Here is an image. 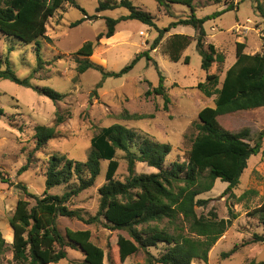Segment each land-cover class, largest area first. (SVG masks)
I'll use <instances>...</instances> for the list:
<instances>
[{"label":"rangeland","instance_id":"obj_1","mask_svg":"<svg viewBox=\"0 0 264 264\" xmlns=\"http://www.w3.org/2000/svg\"><path fill=\"white\" fill-rule=\"evenodd\" d=\"M89 16L96 19H85L84 12L65 4L47 24L46 37L42 43L43 68L38 66L34 44L24 45L6 39L0 34L1 68L10 66L19 78L31 77V83L39 87H50L65 94L62 101H54L40 95L31 88H26L7 79H0V170L8 183H0V231L7 243L13 242V230L9 224L18 200L23 196L17 183L26 185L30 192L41 195L45 190V173L48 160L53 155L65 156L68 159L85 162L91 150V139L102 128L121 124L138 133L148 135L154 141L168 143L172 150L168 155L165 167L173 162L183 163L188 160L193 139L198 131L195 124L199 121V112L214 105L215 96L207 98L196 86L205 81L206 73L202 69V57L196 49L197 33L192 26L179 25L164 34L161 43L150 51L152 43L158 36L155 28L137 20L120 22L116 30L120 32L123 42L115 43L102 38L95 45L91 60L101 65L105 71H120L142 51L149 50L151 57L159 65L165 77L164 85L170 98L168 109L162 96H146L148 82L153 87L159 85V73L153 61L142 58L136 66L121 77H107L96 70L89 69L83 74L77 73L76 51L87 41L96 42L99 33L107 29L106 18L118 19L129 14L125 8L97 12L102 0H76ZM135 5L150 12L156 18L159 28L187 17L191 9L187 6L172 5V16L160 9L155 0H132ZM229 0H195L194 10L199 18L211 16L226 8ZM263 3L264 0H259ZM238 10L225 11L219 16H212L204 24L207 33L206 43H212L219 52L226 56L225 64L213 65L212 72L224 80L226 71L236 60V43L244 42L247 54L262 51L263 18L255 10V0H235ZM160 10V11H159ZM85 19V20H84ZM84 20L80 25L72 24ZM143 32L140 33V31ZM180 33L189 36L190 45L182 52L181 59L174 62L169 58L172 35ZM149 44H146L148 43ZM189 62H185V58ZM9 61V63H7ZM9 64V65H8ZM101 86H98L101 83ZM66 120L57 127L56 137L40 150H35L36 125L53 126L57 113ZM150 115L154 118L127 119L126 115ZM220 124L227 130L237 133L243 129L250 130L252 144L261 140L259 154L251 156L243 172L239 185L227 192L228 183L218 179L214 188L198 198L207 200L205 206L196 207L198 215L208 216L211 211L219 219L231 220L232 224L223 237L209 253L207 263L195 261L193 264H253L264 261V243H251L254 233L264 234L258 217H249L248 213L264 203V107L240 111L219 117ZM120 163L116 179L124 181L128 176V163L125 153L116 155ZM29 162V169L21 175L18 171ZM107 162H102L101 175L91 188L74 197L69 203L71 209H78L88 218L95 216L99 210V188L106 182ZM137 174L158 172L146 163L137 162ZM73 183H77L74 179ZM72 184H64L50 190L52 194L62 195ZM71 185V186H70ZM102 222H105L101 218ZM58 227L66 229H89L93 241L105 251V263H118L117 250L109 247L112 231L103 223L86 224L78 219L58 218ZM129 237L126 231H118ZM236 253L225 258L224 253L234 247ZM164 249L160 245L152 249L158 255ZM12 250L9 249L2 258V264H16ZM135 263L145 264V253L141 250L131 257ZM84 254L80 250L68 249L67 258L57 264H83Z\"/></svg>","mask_w":264,"mask_h":264},{"label":"trees","instance_id":"obj_2","mask_svg":"<svg viewBox=\"0 0 264 264\" xmlns=\"http://www.w3.org/2000/svg\"><path fill=\"white\" fill-rule=\"evenodd\" d=\"M160 9L172 16V5L187 6L191 9L187 17L180 18L167 27L159 28L156 18L143 10L132 0H102L97 12L125 8L129 14L118 19L106 18L107 29L96 37V42L87 41L76 51L77 73L83 74L89 69L100 71L104 78L121 77L129 73L144 57L153 61L159 73V85L153 87L148 82L146 96H162L165 109H168L170 98L164 85L159 65L150 55L157 48L164 34L179 25L192 26L196 33V49L202 57V69L206 73L205 81L196 88L210 98L215 96L214 105L203 108L199 121L195 124L198 133L193 139L188 160L183 163L173 162L165 167L172 147L168 143L154 141L148 135L139 136L132 129L121 124L104 127L91 139V150L85 162L68 159L65 156L53 155L48 160L45 173V190L41 195L32 193L23 183H17L23 196L18 200L14 212L9 218L13 230V242L7 243L0 231V264L5 253L11 249L16 264H57L67 258L68 249L80 250L84 254L83 264H104L105 251L92 239L89 229H66L58 227V218H75L86 224L103 223L112 231L109 247L117 250L118 263L141 264L132 261L131 257L141 250L145 253V264H193L195 261L207 263L209 253L223 237L232 224L231 220L219 219L216 212L208 216L198 215L196 207L205 206L207 200L198 198L214 188L220 179L228 183L227 192H231L240 183V178L248 166L251 156L260 153L261 140L252 144L250 130L243 129L233 133L225 129L219 117L240 111L255 110L264 107V21L262 29L263 47L261 52L247 54L244 42L236 43L235 64L226 71L224 80L211 70L214 64H225L226 56L219 52L212 43H206L207 33L204 24L212 16H219L225 11L238 10V3L229 0L226 8L211 16L199 18L194 10L195 0H155ZM245 1V0H241ZM255 10L264 20V2L255 0ZM65 4H71L84 12L85 19L93 20L76 0H0V34L6 39L24 45L34 44L39 68H43L42 43L46 37L49 20ZM84 19V20H85ZM77 21L72 27L80 25ZM126 20H137L157 30L158 36L146 51L139 52L135 58L120 71H105L90 58L95 45L102 38H111L116 33L117 25ZM169 58L174 62L181 59L182 52L190 45V37L184 34H173ZM189 62V58H185ZM9 63V61H7ZM0 79H7L16 84L31 88L40 95L54 101H62L65 94L50 87H39L31 83V77L19 78L15 71L7 66L1 68ZM9 65V64H8ZM102 82L98 86H101ZM3 111L0 109V116ZM127 119L154 118L150 115H126ZM66 120L57 113L53 126L36 125L34 127L36 147L43 148L56 137L57 127ZM264 133H261L260 138ZM125 153L129 176L117 180L116 174L120 163L117 152ZM107 162L106 182L99 188L100 205L95 216L86 218L78 209H71L69 203L83 191L91 188L101 175L102 162ZM137 162H143L158 170L155 173L137 174ZM29 169V162L20 168L18 174ZM76 179L77 183H73ZM0 170V183H8ZM73 185L62 195L52 194L51 189L64 184ZM249 217H258L264 229V203L248 213ZM101 218L105 222H102ZM118 231H126L129 237ZM251 243H264V234L254 233ZM160 245L164 249L158 255L152 253ZM234 247L223 256L228 258L236 253ZM253 264H264V261Z\"/></svg>","mask_w":264,"mask_h":264},{"label":"crops","instance_id":"obj_3","mask_svg":"<svg viewBox=\"0 0 264 264\" xmlns=\"http://www.w3.org/2000/svg\"><path fill=\"white\" fill-rule=\"evenodd\" d=\"M159 11H160V10H159ZM141 32H143V30H141L140 33H141ZM174 34H180V33H174ZM124 39H125V37L122 38V37L120 36V32H118L117 30H116V33H115L114 36H112L111 38H106V40L109 41V42H111L112 45L115 44V43L123 42ZM146 44H149V42L146 43Z\"/></svg>","mask_w":264,"mask_h":264}]
</instances>
